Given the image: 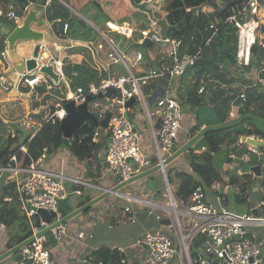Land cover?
<instances>
[{
    "label": "built area",
    "instance_id": "1",
    "mask_svg": "<svg viewBox=\"0 0 264 264\" xmlns=\"http://www.w3.org/2000/svg\"><path fill=\"white\" fill-rule=\"evenodd\" d=\"M151 1V0H150ZM155 1L156 0H152ZM52 4V0H45L42 6L45 10ZM261 9L260 0H246L242 7L233 10L226 17L223 23H229L235 27L236 35V64L240 66L249 65L252 49L258 48L261 53V67L257 77V83L264 87V37L259 34V23L254 16H257ZM0 17L8 20L11 25H19L22 17L17 14L14 1L9 0L6 8L0 9ZM69 24L63 22L62 35H66ZM109 31L131 38L134 32H138L141 41L149 38L151 43H169L171 47L166 49L158 64V69L151 68L147 72L136 73L132 69L143 61L142 52H124L118 47L112 37L104 32L96 31V38L90 44L94 48V54L102 62L106 69V80L100 86L90 84L87 88L75 87L65 74V63L60 58L58 50L53 49L50 43H39L36 57V67L32 70H24L18 73L13 87L19 90L21 87L30 88L29 93L35 91V86H42V91L53 96L56 101L47 114L41 117V122L36 125L27 115L24 119L26 125L35 128L27 142L36 135L44 126H56L66 116L64 105L73 101L75 104L84 102L87 96H96L101 93L103 99L108 88L116 90V95L104 101L95 100L90 112L97 113V117L103 118L106 113L110 114L107 128L104 130L108 137V144L105 151V163L116 178V184L121 183L136 174L152 167L161 165L163 160L175 149V140L181 128L182 110L181 105L170 95V91L164 87L159 89L155 96L156 111L151 113L148 109V101L144 95L143 87L147 86L150 80L162 79L168 76V80L184 74L186 68L194 66L201 55V48L196 47L193 53H185L180 48L179 42L170 39L167 35L162 39L160 28L156 22H149L145 28L137 29L136 24L113 25L107 24ZM218 27L216 24L209 25V34L204 45L212 42ZM6 52H1L4 59ZM131 54V55H130ZM121 66L126 73L117 72L114 68ZM51 67L57 80L41 71L43 67ZM6 68L0 70V83L5 82ZM75 76L76 73L72 72ZM207 83H213L211 75L205 76ZM52 81L55 85L64 82L67 91L64 95H57L51 92ZM204 84L198 90L202 93ZM131 98L140 99L146 111V117L152 133L154 155L146 153L140 140L139 129L126 117L128 107L126 102ZM245 101L243 93L237 96ZM157 115L159 123L152 119ZM231 117L234 116L230 111ZM100 131H94L92 141L96 142ZM264 142V136L252 134ZM264 155L256 147L250 146L241 156L244 162H250L251 156ZM155 159V162H154ZM229 168L232 166L228 164ZM178 170V169H176ZM12 180L15 184L18 201L20 202L23 214L28 222L29 236H34L33 241L23 246L19 252L22 259L15 264H53L52 254L48 244L47 235L36 237L42 229L50 224L59 221L63 211L59 202L73 195H80L81 191L70 189L66 182L87 184L81 180L67 175L63 170L50 167L47 162V148H43L37 158H33L28 152L26 143L20 145L15 152L9 154L0 162V176L3 175ZM164 178V176H163ZM165 191L168 202H157L138 195L122 194L128 203H136L145 207L148 216L154 220L166 219L168 224H160L158 228L146 231L138 240L137 244L145 251V264H211L216 260L219 264H264V251L262 243L256 241L253 236L246 232L248 226L264 225V218L253 216L247 213H237L225 208L224 192L230 184L222 185L220 182H213L206 192L200 188L195 189L187 203L174 201L170 186L165 178ZM88 185V184H87ZM105 191L104 189L102 192ZM261 199L257 207H264V181L260 188ZM1 202L11 201L10 197H0ZM180 204V208L177 204ZM124 212L131 208L128 205L122 206ZM38 209L51 211L54 216L49 223L43 221L37 214ZM184 217L188 226L181 222ZM66 230L65 224H58L50 230L56 241L62 239ZM196 235L204 237V247L200 253L198 263L190 259L189 247ZM78 239L93 236L91 233L78 232ZM87 264H100L87 262Z\"/></svg>",
    "mask_w": 264,
    "mask_h": 264
},
{
    "label": "crops",
    "instance_id": "2",
    "mask_svg": "<svg viewBox=\"0 0 264 264\" xmlns=\"http://www.w3.org/2000/svg\"><path fill=\"white\" fill-rule=\"evenodd\" d=\"M92 1H95L98 6H96ZM148 1L150 2L149 6L155 9V15L158 18H161L165 15L164 8L168 4V0H159L157 3L152 0ZM8 2L9 0H0V9L4 10ZM58 2L61 4V6H55L56 17L53 15V13H48L47 10H44L42 6L35 4L34 10H36L39 15L37 20H43L44 24L39 26L35 22L31 24V28L41 32H49L55 38L62 41V45H55L53 49H55V51L56 49L58 50L60 58H62L64 61L65 74L70 79L71 84L74 77L71 75V73L75 72L74 68L82 69L86 67H92L93 69H100L98 68L99 66L96 62V58L98 59V57L95 56L94 48L90 44L91 41L95 40L97 30L112 37L115 44L119 46L124 52H142L141 50L136 49L132 51L133 46H135L134 44L141 41L140 35L137 31L134 32L131 38H127L116 34L114 31H109L107 28V24H136L137 29L145 28L147 25H149V19L147 16L134 10L130 5L129 0H58ZM229 2L230 0H215V4L219 8L224 7ZM261 3L264 5V0H262ZM28 9L29 6L23 14L22 20L25 17ZM201 11L213 13L216 10L207 4L202 8ZM257 17L258 18L256 19L259 23V34L261 37H264V15L262 8L259 10ZM0 20H3V18L0 17ZM80 20L84 21L91 28V33L79 26L78 23ZM63 22H67L69 24L66 35H62ZM10 28H12V26L9 22L6 24L4 30L0 29V36H4L5 38L3 42V48L0 51V70L1 68H6L5 82L0 83V118L4 124L10 125V127L15 129L14 134H12V132L8 134L5 130V134L8 137L2 140L3 146L0 147V157L3 156L4 158L12 152H15L20 145L25 143L28 145L27 140L30 135L23 142L19 141L17 138V135L19 134V128L16 127L18 126V120L22 119L24 116L26 117V115L33 114L37 116L36 118L32 117V122L35 123L36 126L38 123L35 120H41V117L44 115V109L47 110L53 105V102L42 104L40 99L35 96L36 94L29 93V90H16L13 87V83L18 72H16L14 69V64L8 53L6 34L9 32ZM3 33L5 35H3ZM91 35H93V37L87 38V36ZM40 43L47 44L49 42L41 41ZM32 50L33 43H18L15 47V53L19 57L30 56ZM257 51V55L260 57L258 62L255 60L256 56L252 57L251 54L252 60H250L254 61L253 64L249 63V65L246 66H240L236 63L228 64L226 67V74L222 76L220 81H216L215 84L218 83L217 85H219V89H221L223 91L222 93H224L222 98H227L226 100L222 99L220 95L216 93L214 94L217 89L213 91L214 86H211L212 91L209 92L208 95L212 98L210 107H213L214 104L218 105L219 107L222 105L226 109V112L228 111V114L225 116L220 114L219 118L224 120L222 122L233 120L237 116L241 115L239 114V109L243 108L246 103L237 98V96L241 93H243L246 98L249 96V99L251 100V103H249V112L262 116L259 113V110L263 112L260 106H262L264 99V87L257 83V77L261 67L262 53L259 49ZM1 52H6L4 59L1 57ZM160 62L161 60L156 62L154 59L150 57L147 58L146 55L143 54V61H141L140 64L136 66L135 72L144 73L151 68L157 69ZM114 68L117 72L122 73L121 71L123 68L121 66L117 65ZM11 69L13 70V73L12 75H8L7 73H9ZM132 70L134 71V69ZM190 77L191 75H189V78ZM173 80H176L175 92L178 95L180 94L182 102L185 101L186 103L190 104L191 101L190 98H187L186 91L188 92L187 88H189V85H191L192 82L189 84L190 80H188L186 83H184L185 85L178 87L180 79L173 78ZM159 81H154L153 84H158ZM161 88H163L162 85L157 86L152 92H150L149 97L146 98L148 103H153L155 96L159 94V89ZM34 92L38 91L36 90ZM170 93H172V91H170ZM221 99L224 101H221ZM207 102H209L208 99ZM16 104H18V107L15 106ZM88 106L87 110L90 112V108H88ZM132 106L129 107L128 111ZM192 110V112H194L195 108ZM230 111H233L234 116L231 117ZM127 115L130 120V115L128 112ZM145 116L146 115L143 114V117L136 119V124L133 121L131 122L139 129L144 126L143 119L146 120L147 118H145ZM89 121L92 120H87L85 122ZM152 121L156 122L157 124L159 123L157 117H153ZM181 123L186 124L184 117L183 119L181 118ZM194 124H196V121L192 116V118L187 121V126L182 128L186 130L187 133L194 126ZM238 125L225 129L229 130L230 139L226 138L227 134L225 132L223 134L225 139L224 143L222 144V149H225L226 146H228V141H233L236 149L240 147L243 154V152H245V150L250 146L240 143L239 137L241 135L234 137V131H236L238 128L245 129L247 128V125L245 123L241 126ZM204 126L205 125H202V127ZM184 134L182 133V135ZM99 136L96 139L97 141L99 140L100 147L88 158H77L70 150L56 153L55 150L56 148L60 147V145L55 148L54 145H52L51 149L54 148V150L50 155H47V162L50 167L63 170L67 175L88 184L82 185L74 182H66V185L70 189L81 191L80 195L68 197L69 204L73 209L82 205L81 203L84 199L88 198L90 200L91 198L99 195L103 189L109 190L116 185V178L113 176L111 171L108 169L107 164L105 163V151L108 144V137L104 131L100 132ZM60 137L64 141L61 129ZM71 139L68 143H70ZM183 141L180 137H176V144H182ZM67 146H69V144ZM258 149L260 150L261 148ZM263 150L264 149H261L262 152ZM201 151H197L195 153H199ZM238 152L239 151H234L233 153H230L228 157H230L231 161L227 163L225 159L224 162V181L221 184H230V186L227 187L224 192L225 201L222 203V205L225 208L230 209L227 204L234 202V204L237 205V210H233L234 212L240 214L247 213L253 216L264 218V207L258 208L256 206L261 199L260 188L264 181V159H261L262 155L256 156V154H254L251 156L250 163L252 165L257 164L260 161L259 159L263 160L260 164L259 175H255L252 172H241L238 161L236 160ZM238 154H240V152ZM228 164H230L232 167L229 168ZM89 165L91 166L90 171H88ZM102 166L107 168L105 169ZM97 167L99 171L95 170ZM93 173L96 175L91 177L90 174ZM3 176L4 174L0 176V180ZM6 180L7 177H5V181ZM118 192L136 196V181L135 183L126 185ZM158 192L159 191L157 190L145 196H140L149 198L153 201L161 202L160 199L163 195L161 194L160 196H157ZM87 201H84V203ZM123 205H128L131 210L124 212L122 209ZM18 208L20 214L24 215L19 201ZM149 218L154 222H152ZM151 223H153V225H151ZM65 226L66 230L61 240L56 241L53 239L50 232L47 235L49 237L48 246L52 254L53 264H83V262H92L90 259H88V256H90L93 251L101 247H108L118 250L124 254L125 260L128 264H137V262L139 264H143L145 251L143 247L137 244V240L146 231L158 228L159 225L156 220L147 215L145 207L137 205L133 202L128 203L124 198L121 197V195L111 194L94 206L82 212L80 215L73 218L70 222L65 223ZM16 230V226L7 228L4 226V224L0 223V254L19 243L12 239L16 236V234L19 235V233H16ZM80 231H83L84 233H91L93 237L91 239L83 238L79 240L77 234ZM246 232L248 235L253 236L256 241L262 243L264 251V225L248 226L246 228ZM26 238L22 239V241ZM15 255L16 254L10 255L5 260H3V262L5 264H15L17 262V260L14 259ZM122 262L124 261L122 260Z\"/></svg>",
    "mask_w": 264,
    "mask_h": 264
},
{
    "label": "trees",
    "instance_id": "3",
    "mask_svg": "<svg viewBox=\"0 0 264 264\" xmlns=\"http://www.w3.org/2000/svg\"><path fill=\"white\" fill-rule=\"evenodd\" d=\"M135 1L140 2L141 0ZM245 1L246 0H230L227 5L219 8L216 6L215 0H208V6L213 7L216 10L213 13L196 11V8L203 5L206 0H168V4L164 8L167 22L170 25V28L167 30V36L170 39L179 42L180 48L182 51H185V53H193L197 46L201 48V55L196 60L194 66L186 68V71L183 75L176 77L180 79L178 87L185 85L184 83H186L188 80H190L189 84L192 82V84L189 85V88H187L188 92L186 91L187 98H190L191 104L195 108L196 112V124H194V126L190 129V132L192 133L200 130L202 125L207 126L224 123L222 122L224 120L220 119L219 116L220 114L224 116L228 114V111L226 112V109L222 105L219 107L218 105L214 104L213 107H210L212 98L208 95L209 92L212 91L211 86H214L213 91L217 89L214 94L216 93L220 95L221 98L224 95V93H222L223 91L219 89V85H217L218 83H215L216 81H220L222 76L226 74V67L228 64L236 63V36L235 27L229 23L223 22L233 10L240 9ZM31 4L43 6L45 4V0H17L14 2L17 14L22 16L27 7ZM55 6H61V4L57 0H52V4L48 7L47 11L48 13H53V15L56 17ZM212 23L216 24L218 30L212 42H210L208 45H204V41L209 34V25ZM78 24L81 28H84V30L91 33V28L84 21L80 20ZM91 37H93V35L87 36V38ZM4 40V36H0V51L3 48ZM257 50V48L252 49V57H258ZM251 60L250 64H253L254 61ZM74 71L76 73V76H74L72 79V85L74 87H82L85 89L90 84H93L94 86H100L102 84V80H106L105 67L104 69H93L92 67H86L82 69L74 68ZM189 75H191L190 78ZM207 75L212 76V78L215 80L214 84L207 83L206 80V83H204V78ZM185 76H188L189 79L185 78ZM166 79H168V76L162 78L163 84L161 79H156L155 82L159 80L160 81L155 85L153 84L154 82L151 84L149 82V84L145 86L147 87V93L152 92L157 86L162 85L165 87L166 84L164 80ZM74 83H77V85ZM203 83L204 90L202 93H198V90ZM115 95L116 90L113 88H108L105 93V98L109 99ZM105 98L101 101H104ZM207 99L209 102H207ZM222 99L226 100L227 98L223 97ZM222 99L221 101H224ZM244 103L245 106L239 109V114L249 112V103H251L249 96L248 98L245 97ZM260 108L263 110V112L259 110V113L263 116L264 99ZM199 112L203 114H201L200 117ZM109 117L110 114L106 113L103 118L98 119V131L102 132L107 128ZM244 123L247 125V128H238L236 131H234V137L248 135L251 133L250 129H248V127L251 126V122L249 120L244 121L238 126H241ZM94 126L95 124L93 121L84 122L74 133L68 147L77 158H88L100 147L99 140L97 142L92 141ZM56 127H58V125L42 127L28 143L27 149L33 158H37L41 154L43 148H47V154L50 155L54 148L58 147L62 143L63 139L60 137V133L56 134L54 131ZM225 132L227 134L226 138L230 139L229 130L224 129L207 132L204 135V139L208 144L206 149L199 153L189 150L181 154H187L190 158V161L185 165H181L180 170L175 169L173 174H170L166 168V175L170 186L172 185L173 180H175L177 184L175 191H173V197L175 200L178 202L187 203L191 193L195 189L200 188L207 192L213 182L222 183L224 181L223 173L218 171L213 166V159L215 154H218L221 150H224L226 158L230 155V153L236 151L233 141H228V146H226L225 149H222V144L224 143L225 139L223 134ZM254 133L258 134V132ZM52 145H54L53 149H51ZM3 159V156L0 157V162ZM90 169L91 166L89 165L88 171H90ZM95 170L99 171L98 167ZM95 175V173L90 174L91 177H94ZM0 189L2 197L7 196L11 198V201L9 202L0 201V223L4 224V226L7 228L16 226V233H19V235L16 234V236L12 239L16 240L15 242H20L22 239L28 237L30 232L25 216L21 215L19 212L15 184L12 182V180L7 179L4 181ZM87 200L89 199H84L81 204ZM160 224L166 225L168 224V221L166 219H161V221H158V225ZM47 238V245H49V237L47 236ZM203 247L204 237L201 235H196L189 247V254L192 262L198 263V259ZM88 259L94 263L100 264H128L125 260L124 254L118 250L108 247H101L93 251L91 255L88 256ZM122 260L124 262H122ZM211 264L219 263L214 260Z\"/></svg>",
    "mask_w": 264,
    "mask_h": 264
},
{
    "label": "water",
    "instance_id": "4",
    "mask_svg": "<svg viewBox=\"0 0 264 264\" xmlns=\"http://www.w3.org/2000/svg\"><path fill=\"white\" fill-rule=\"evenodd\" d=\"M16 2L17 0H13ZM96 6L95 1H92ZM131 7L146 15L147 18L152 21L156 22L158 27L160 28V34L162 36V39L166 37L167 30L170 28V25L167 22L166 15L162 16V18H158L155 15V10L151 6H149V2L147 0H142L140 2H136L135 0H129ZM208 4V0L206 2L197 7L196 11L200 12L203 7H205ZM35 6L29 5V9L21 21V23L15 27L10 28L9 32L6 34V42L8 45V53L9 56L13 62V67L18 73H22L24 70H32L36 67V61L35 57L37 55L38 49H39V43L41 41L49 42L52 45H62V41L55 38L51 33L49 32H41L38 30H34L31 28V24L37 23V25H43V20H37L38 18V12L34 10ZM262 12L264 15V6L262 7ZM33 43V50L30 56L27 57H19L15 53V47L18 43ZM149 38H144L141 42L135 43V46L147 48L150 44ZM159 45H162V41L158 42ZM158 69V68H157ZM41 71L51 78H53L54 81L57 80L56 74L53 73L52 68L47 66L41 68ZM74 89V88H73ZM35 90L41 91L42 86L38 85L35 86ZM102 98L101 93L97 94L96 97L93 96H87L83 103L76 105L73 101H69L64 105L66 116L63 120L60 121V129L64 137V143L68 145L69 140L72 138L74 133L80 128V126L87 120H92L95 124L94 131L97 128V113H90L87 110L88 103L91 100ZM135 98H131L126 102V107H130L134 104ZM30 117L36 118L37 116L30 114ZM126 117L128 118V115L126 114ZM249 120L251 122V126L248 127L250 129L251 133L248 135H241L239 137L240 143L253 146L256 148H264V142L261 141L258 138H253L252 134L254 132H258V135H264V116H260L257 114H254L252 112H245L244 114H241L234 118L233 120L221 123V124H214V125H207L202 127L200 130L192 133L188 139L185 138L182 144H179L177 148L169 155L167 156L161 165L156 164L155 166L148 168L139 174L134 175L133 177L122 181L121 183L116 184L114 187H112L109 190H105L101 192L99 195L91 198L84 204L80 205L79 207L73 209L72 206L69 204L68 198H65L64 200H61L59 202V206L63 211L64 216L57 222H54L50 224L49 226L42 229L37 236L40 235H47L50 230L57 226L58 224H65L69 220L75 218L76 216L80 215L85 210L89 209L90 207L94 206L107 196L111 194H117L118 191L122 188H124L126 185L131 184L137 180L146 178L149 174L153 172H160L162 176H164L167 184L168 179L165 172V167L174 159H176L179 155L189 151L193 150L194 152L204 150L208 147L207 142L204 139V135L209 131L214 130H223L226 128H230L232 126L238 125L243 123L244 121ZM13 126V125H12ZM18 128V126H16ZM263 159V157L261 158ZM257 164H251L250 162H244L243 160L238 161V165L240 166L241 172H252L255 175H259L260 173V164L263 160H261ZM230 160V157L226 158V162L228 163ZM169 185V184H168ZM38 216L45 221L46 223H49L54 216V214L51 211H47L44 209H38L37 210ZM34 236H30L26 238L25 240L19 242L12 248H9L5 252L0 254V264H5L3 260H5L7 257H9L12 254H16L14 259L19 261L22 259V255L20 254L19 250L33 241ZM83 264H87V262H83Z\"/></svg>",
    "mask_w": 264,
    "mask_h": 264
},
{
    "label": "rangeland",
    "instance_id": "5",
    "mask_svg": "<svg viewBox=\"0 0 264 264\" xmlns=\"http://www.w3.org/2000/svg\"><path fill=\"white\" fill-rule=\"evenodd\" d=\"M157 2H159V0H156V3ZM254 17L258 18L257 16H254ZM0 23H1L0 29L4 30L6 24L9 23V21L3 19V20H0ZM3 35H5V34L3 33ZM170 47H171V45L169 43H164L162 45H159L157 42L156 43L153 42V43H150L147 48L133 46L132 51H134V49L141 50L146 55L147 58L150 57V58L154 59L156 62H159L161 60V57L164 55L165 50L169 49ZM261 57H262V55H261ZM98 59L96 58V60H97L96 62L98 64V66H99L98 68L104 69V66H103L101 60L100 59L98 60ZM255 60L258 62L260 60V57L258 56ZM134 71H135V69H134ZM121 72L122 73H126V71L124 69H122ZM12 73H13V70L11 69L10 72L7 73V74L8 75H12ZM185 78H188V76H185ZM154 81L155 80H150V84L153 83ZM161 81H162V84H163V80L162 79H161ZM164 81H165V84H166L164 88L168 89L169 91H172V93H170V95L178 103L181 104L182 119L184 117V119L186 120V124L181 123V128H180V130H179V132L177 134V138L180 137L182 139V141H183L185 139V137H186V139H188L190 137V131L186 133V130H184L182 127L187 126V121L189 119H191L192 116H193L194 120L196 121V112H195V110H194V112H192L193 111L192 109H194V107H193V105L191 103L188 104L186 102H182L180 94L178 95L175 92L176 91V85H175V81L176 80H173V79L168 80V79H166ZM103 82H105V79L102 80L101 83H103ZM204 83H206L205 82V78H204ZM50 84L52 85L51 92L54 93V94L62 96L67 91V86L65 85L64 82H61L59 85H55L52 81H50ZM74 84L77 85V83H74ZM20 89L22 91L30 90V88H28V87H21ZM146 89H147V87H143L144 95H145L146 98H148L150 93H147ZM31 93L36 94L35 96H37L40 99L42 104L51 103V102H55L56 101V99L53 96H51L49 94H46L45 91H39V92L32 91ZM93 103H94V101L91 100L89 102V104H88L89 105L88 108L91 109V107H93ZM15 106L18 107V104H16ZM148 109H149V111L151 113H153V112L155 113V111H156V102H153L151 104L148 103ZM128 113L130 115V121H133L136 124V121H137L136 119H138L140 117H143V114L146 115V111H145V108L143 106L142 101L140 99L136 100L134 105L128 111ZM45 114H47V110L46 109H44V115ZM201 114L202 113L199 112V117L201 116ZM154 117H157V115H155ZM145 118H146V116H145ZM24 119H25V116L22 119L18 120V122H17V125H18V128H19V130H18L19 134L17 135V138L21 142H23L34 131V128H32L31 126L25 124ZM35 121L38 124L41 122L40 119H36ZM143 122H144V126L139 128L140 140H141V143H142L143 147L147 150L146 153H148L149 155H154L155 149H154V145H153V138H152L151 129H149L150 126H149L147 118H146V120L143 119ZM5 130L7 131L8 134H10V132H12V134H14V132H15L14 128L10 127V125L4 124L2 122V119L0 118V147L3 146V141L2 140L6 139L8 137L5 134ZM54 131H55L56 134L60 133L59 125H58V127H56L54 129ZM184 132H185V134H184ZM182 133L184 135H182ZM177 142H178V139H177ZM177 145H178V143L176 144V146ZM65 150H69V147L64 143V141H62V143L60 144V147L56 148L55 152L56 153H58V152L61 153V152H65ZM236 151L240 152V154H238L239 153L238 152L237 156H236L237 157L236 160L239 161V160H241V156H242L241 148L239 147L238 149H236ZM178 157L176 159L172 160L166 167L167 171L170 172V174H173L175 169L180 170L181 165H185V164H187L190 161V158H189V156L187 154L179 155ZM262 157L264 159V155H262ZM225 159H226V157H225L224 150H221L218 154L216 153L215 156H214V159H213V166L218 171H220L222 173L224 172L223 171V166H224ZM102 167H104L106 169L108 166L107 167L102 166ZM148 168H150V167H148ZM5 177L6 176H3L1 178V180H0V188L2 187V185H3L4 181H5ZM133 183H135V182H133ZM176 187H177L176 181L173 180L172 181V185L170 186V191H171L172 198H173V191H175ZM157 190L159 191L157 193V196H160L161 194L163 195L161 197L160 201L164 202V203H167L168 202V198L166 196L167 194H166V191H165L164 178L162 177L161 173L158 172V171L149 174L146 178H143V179H140V180L136 181V195H139V196L140 195H144L145 196V195H147L149 193H152L154 191H157ZM0 191H1V189H0ZM0 197H2L1 192H0ZM69 197H71V196H69ZM174 201H176V203L178 202L177 200H174ZM227 206L231 210H234V211L237 210L236 209L237 205L234 204V202L233 203L230 202V204H227ZM114 207H118V206H114ZM177 207L180 208V204L179 203L177 204ZM71 220H69L68 222H70ZM150 220L152 222H154L152 219H150ZM68 222H66V223H68ZM181 222H182V224H184V226H188V222H187V220L184 217H181ZM151 225H153V223H151ZM151 230H153V229H151ZM137 264H139V263L137 262ZM143 264H145V263H143Z\"/></svg>",
    "mask_w": 264,
    "mask_h": 264
},
{
    "label": "clouds",
    "instance_id": "6",
    "mask_svg": "<svg viewBox=\"0 0 264 264\" xmlns=\"http://www.w3.org/2000/svg\"><path fill=\"white\" fill-rule=\"evenodd\" d=\"M57 1H58V0H57ZM147 1H148V0H147ZM261 1H262V0H260V3H261ZM148 2H149V1H148ZM149 3H150V2H149ZM31 5H32V4H31ZM263 6H264V5H262V3H261V8H262ZM152 8H153V7H152ZM43 9H44V8H43ZM44 10H45V9H44ZM46 10H47V9H46ZM154 10H155V9H154ZM155 12H156V11H155ZM24 13H25V12H24ZM22 16H23V15H22ZM22 16H21V17H22ZM161 18H162V17H161ZM21 21H22V19H21ZM149 22H150V20H149ZM20 23H21V22H20ZM11 26H12V25H11ZM15 26H17V25H13L12 27H15ZM118 35H119V34H118ZM139 42H141V41H139ZM150 43H151V42H150ZM50 44H51V43H50ZM118 47H119V46H118ZM116 66H117V65H116ZM214 83H215V80H214L213 84H214ZM72 86H73V85H72ZM73 88H75V87L73 86ZM35 91H36V90H35ZM41 91H42V90H41ZM38 92H39V91H38ZM93 97H96V96H93ZM102 99H103V96H102V98H99V99L96 98V99H94V100H92V101H95V100H100V101H101ZM53 103H54V102H53ZM82 103H83V102H82ZM80 104H81V103H80ZM179 104H180V103H179ZM76 105H78V104H76ZM90 113H92V112H90ZM26 116H27V115H26ZM28 116L30 117V115H28ZM30 118L32 119V117H30ZM97 120H98V117H97ZM58 124H60V122H59ZM58 124H57V125H58ZM35 127H36V126H35ZM96 129H97V128H96ZM34 130H35V128H34ZM37 133H38V132H37ZM37 133H36V134H37ZM193 133H194V132H193ZM191 134H192V132H190V135H191ZM253 134H256V133H253ZM257 135H258V134H257ZM260 136H261V135H260ZM31 140H32V139H31ZM28 143H29V142H28ZM26 146H27V145H26ZM177 146H178V145H177ZM177 146H176V140H175V149L177 148ZM175 149H174V150H175ZM257 149H258V148H257ZM261 149H264V148H261ZM261 149H260V150H261ZM47 155H48V154H47ZM5 158H6V157H5ZM5 158H4V159H5ZM4 159H3V160H4ZM154 166H155V165H154ZM152 167H153V166H152ZM150 168H151V167H150ZM165 172H166V167H165ZM161 175H162V174H161ZM162 177H163V176H162ZM167 179H168V178H167ZM168 184H169V182H168ZM169 185H170V184H169ZM118 193H119V192H118ZM27 238H28V237H27Z\"/></svg>",
    "mask_w": 264,
    "mask_h": 264
}]
</instances>
